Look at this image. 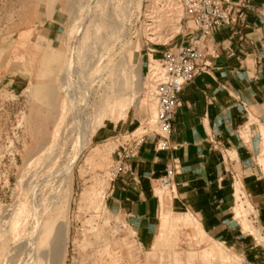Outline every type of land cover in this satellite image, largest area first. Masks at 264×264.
<instances>
[{"label": "rangeland", "instance_id": "374dc122", "mask_svg": "<svg viewBox=\"0 0 264 264\" xmlns=\"http://www.w3.org/2000/svg\"><path fill=\"white\" fill-rule=\"evenodd\" d=\"M193 31L174 0H0V264H264L247 200L227 245L188 216L156 255L105 209L115 153L157 130L158 53Z\"/></svg>", "mask_w": 264, "mask_h": 264}, {"label": "crops", "instance_id": "0c3cea01", "mask_svg": "<svg viewBox=\"0 0 264 264\" xmlns=\"http://www.w3.org/2000/svg\"><path fill=\"white\" fill-rule=\"evenodd\" d=\"M224 1L237 22L206 39L210 69L181 94L172 148L159 151L150 136L138 157L126 165L127 172L107 189L105 209L117 219L135 223L136 230L129 233L141 239L150 255L163 252L164 248L152 253L165 240H179L188 216L209 245L235 240L230 221L236 207L235 181L264 231V0ZM165 50L158 53L159 59ZM173 163L178 166L175 193L172 200L163 199L158 196V180Z\"/></svg>", "mask_w": 264, "mask_h": 264}, {"label": "built area", "instance_id": "2783aa9c", "mask_svg": "<svg viewBox=\"0 0 264 264\" xmlns=\"http://www.w3.org/2000/svg\"><path fill=\"white\" fill-rule=\"evenodd\" d=\"M186 21H192L194 31L183 33L178 42H173L162 53L160 74L154 89V99L157 103L156 127L151 136L157 141L159 151H169L172 147L170 137L175 115L181 106V94L186 86L195 78L210 69L205 47L206 39L222 28L237 22L234 13L226 7L224 0H176ZM237 8L240 6L237 5ZM157 52L149 50V56L154 58ZM132 137V136H131ZM150 135L139 138L132 137L118 150L115 166L112 167L110 183L116 181L127 172V164L138 157L141 146ZM130 138V137H129ZM178 166L173 163L166 168L165 175L158 180V187L163 191L175 193V177ZM109 183V184H110ZM236 192L239 191L243 201L249 199L242 190L241 184L235 181ZM235 192V199H236ZM252 207V205H251ZM253 211L255 209L252 207ZM257 217L252 216L253 220Z\"/></svg>", "mask_w": 264, "mask_h": 264}, {"label": "bare ground", "instance_id": "6f19581e", "mask_svg": "<svg viewBox=\"0 0 264 264\" xmlns=\"http://www.w3.org/2000/svg\"><path fill=\"white\" fill-rule=\"evenodd\" d=\"M174 2L176 3V5H178V7H179V9H181V7L179 6V4H178V2L176 1V0H174ZM182 11V10H181ZM151 76H152V79H153V81H154V83H155V87H156V85H157V82H158V80H159V74H160V67L158 66V69L156 70L155 68H153L152 69V71H151ZM68 84V83H67ZM73 87V86H72ZM68 89H69V87H68ZM73 90V89H72ZM67 93V92H66ZM151 94V93H150ZM154 94V93H153ZM153 99H154V95H153ZM66 101H68V100H66ZM154 101H155V99H154ZM155 104H156V113H157V103H156V101H155ZM153 107V105H151V108ZM71 108V107H70ZM152 110H153V108H152ZM84 116V115H83ZM73 119H74V117H73ZM154 119V118H153ZM155 123V122H154ZM85 192V191H84ZM172 197V196H171ZM177 197V196H176ZM239 199L242 201V199H241V197H240V194H239V191H238V194H236V200L238 201V203H239ZM237 204V203H236ZM236 208V207H235ZM244 210V202H242V204L241 205H239L238 206V208L237 209H235V213L236 214H241L242 213V211ZM171 213V212H170ZM189 213V212H188ZM163 225L164 226H166V225H168L169 224V219H168V217H164L163 218ZM196 224V223H195ZM161 234V233H160ZM156 246V245H155ZM216 250V249H215ZM202 253H205V252H202ZM210 255V254H209ZM202 256V255H201ZM210 257H212V256H210Z\"/></svg>", "mask_w": 264, "mask_h": 264}]
</instances>
